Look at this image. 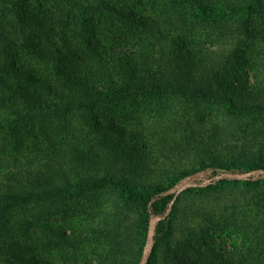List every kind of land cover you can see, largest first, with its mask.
<instances>
[{"label": "trees", "instance_id": "1", "mask_svg": "<svg viewBox=\"0 0 264 264\" xmlns=\"http://www.w3.org/2000/svg\"><path fill=\"white\" fill-rule=\"evenodd\" d=\"M189 1L196 7L186 8L188 0H174L159 6L156 15H147L142 9L147 0H0V151L26 150L29 156L18 165L16 158L3 160L0 155V210L14 203L47 206L52 201L58 204L56 211L65 212V193L75 189L86 194L99 185L101 181L81 177L86 161L93 159L92 153L75 148L85 138L62 133L52 140L49 133L56 119L90 111L106 100L172 93L221 103L234 118L253 117L249 125L264 117V73L256 66H264V0H223L218 6L213 4L220 0ZM213 19L219 22L217 30L210 29L204 42H217L219 49L188 41L189 28L198 22L212 24ZM253 19L259 21L254 24ZM210 33L219 34L220 41ZM43 115L50 119L47 126L35 125ZM107 120H88V127L95 134L111 131L107 148L110 143L123 146L113 163L124 167L142 160L149 148L141 143L143 133ZM18 124L26 133L37 129L29 134L33 144L10 139ZM246 125L237 120L236 128L228 131L230 140L245 135ZM259 128L254 130L264 138V127ZM204 142L197 149L201 165H206L203 149L215 146ZM258 161L263 167L256 171L262 172L264 157L259 155ZM210 169L212 177L225 174L221 168ZM106 180L111 183L112 178ZM125 181L132 182L127 177ZM169 200L159 191L140 197L142 237L153 218L157 244L146 264H264V217L247 222L253 227L249 232L244 230L246 222L238 221L244 245L205 254L194 250L195 245H170L174 205L169 207ZM17 218L15 213H0V264H77L40 257L42 237L22 230ZM35 219H28L27 225ZM102 250L100 260L106 258Z\"/></svg>", "mask_w": 264, "mask_h": 264}, {"label": "rangeland", "instance_id": "2", "mask_svg": "<svg viewBox=\"0 0 264 264\" xmlns=\"http://www.w3.org/2000/svg\"><path fill=\"white\" fill-rule=\"evenodd\" d=\"M172 1L147 0L142 9L147 15H156L159 6L173 4ZM220 1L213 6L220 5L223 0ZM194 6L191 1L186 2V8ZM255 21L259 20L253 19L254 24ZM210 23L198 22L195 28H189L186 32L188 41L200 47L213 44L212 47L219 49L217 42H204L206 33L210 29L217 30L215 25L219 22L213 19ZM210 34L220 41L219 34ZM256 66H261L264 73L263 63L257 62ZM244 117H232L221 103L188 99L172 93H146L106 100L90 111H77L61 117L50 123L52 140L60 138L62 133L85 138L75 144V148L83 150L84 154L92 153L93 159L86 161L81 177L89 176L101 182L88 189L86 194L75 189L65 193L62 198L69 207L65 212L56 211L58 204L49 201L47 206L14 203L4 206L0 213H15L23 222L20 224L22 230L42 237L44 252L37 253L47 261L114 264L112 261L116 259V264H133L139 253L137 264H146L153 245L157 244L153 239V218L148 221L146 237H142L145 219L140 210V197L159 191L171 199L169 207L174 205L171 219L174 231L170 245H195L194 250L205 254L229 252L236 245H244L242 226H238V221L242 219L246 225L247 222L254 224L255 218L264 217V171H256L263 167L258 157H264V138L259 137V130H254L264 127V117H258L255 125H249L253 117ZM91 119H108L110 124L141 131L144 135L141 143L149 147L146 156L132 166L122 167L120 162L114 164L115 158L112 157H118L115 152L122 153L123 146L110 143V149L107 148L111 131L95 134L88 127ZM199 119L205 124L199 123ZM237 120L238 123H247L242 127L245 135L239 134L230 140L228 131L236 128ZM49 121L45 116L35 119L34 123L47 126ZM19 130L18 124L10 139L15 143H34L29 134H36L37 129L35 133L21 130L22 134ZM204 139L215 146H204L206 165H201L197 149ZM27 152L8 150L0 151V155L3 160L16 158L17 164L22 165ZM213 159L219 162H212ZM210 167L221 168L225 174L212 177ZM110 177L111 183L106 180ZM125 177L132 182H126ZM222 177H228V180ZM45 210L50 213L46 214ZM41 215L44 217L40 221L33 218ZM28 219H35L36 223L27 225ZM245 228L249 232L253 227L247 225ZM52 245H57L56 249ZM102 249L106 251V258L100 260L98 251ZM65 250L72 254L63 253ZM35 254V251L31 252V255Z\"/></svg>", "mask_w": 264, "mask_h": 264}]
</instances>
